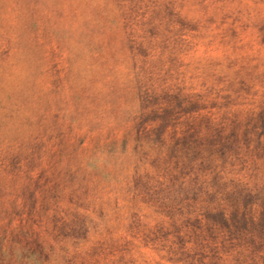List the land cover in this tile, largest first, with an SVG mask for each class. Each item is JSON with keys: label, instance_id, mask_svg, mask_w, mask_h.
I'll use <instances>...</instances> for the list:
<instances>
[{"label": "rangeland", "instance_id": "374dc122", "mask_svg": "<svg viewBox=\"0 0 264 264\" xmlns=\"http://www.w3.org/2000/svg\"><path fill=\"white\" fill-rule=\"evenodd\" d=\"M240 181L264 195V0H0V264H264L260 222L209 214Z\"/></svg>", "mask_w": 264, "mask_h": 264}, {"label": "trees", "instance_id": "16d2710c", "mask_svg": "<svg viewBox=\"0 0 264 264\" xmlns=\"http://www.w3.org/2000/svg\"><path fill=\"white\" fill-rule=\"evenodd\" d=\"M191 134H192V141L194 142L202 139L201 142L203 143V146L206 145V151L208 148L210 149L212 145L214 147L213 149L217 148L220 150L221 153L224 151L222 147L225 145L226 140L224 136L220 135V133H210L204 136L200 134L199 129L193 126ZM196 144L198 145L197 142ZM197 151H199V149H197ZM197 151L195 150V148L192 151L193 165L194 163L197 164L195 161ZM208 156H209V152L208 154L206 153V160L208 161V164L206 163V160L198 161L200 162L199 165L203 166L205 169H208L209 167H211L210 157L208 158ZM200 183L196 182V184H194V187L192 188L193 189L192 192L194 194H196L198 191H201L203 195L206 194L207 196H210L211 194L214 193V190L212 189V187L210 188L207 186V184H202V183L200 184ZM256 190L259 192V195L257 192L253 193V191L251 190L249 185L246 184V182L240 181V182H237L236 184H232L230 187H227L225 190L223 189L222 193L225 194V196H227L229 200H232L233 202H235V205L233 206V208L228 211L224 210L223 208H216V210H210L209 214H212V215L218 214L219 215V221H218L219 226L223 225L226 233L236 235V237L238 235H240V237L242 236L241 238L245 237L243 235L246 234L247 229L249 227L257 226L259 222L262 225L259 228L260 229L263 228L264 227L263 218L259 219L258 221L257 218L255 217L254 212H251L249 215L246 214L247 204H249V202L256 197L258 198V200L256 201L258 205V211H257L256 216L258 218L259 217L261 218V216L264 217V195H261L258 188H256ZM206 224H207V229L212 230V227L208 221Z\"/></svg>", "mask_w": 264, "mask_h": 264}]
</instances>
